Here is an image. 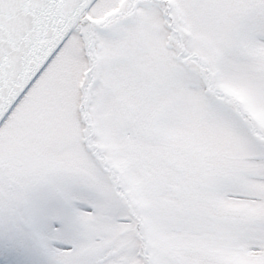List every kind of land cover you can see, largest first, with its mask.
<instances>
[{
  "label": "snow or ice",
  "instance_id": "1",
  "mask_svg": "<svg viewBox=\"0 0 264 264\" xmlns=\"http://www.w3.org/2000/svg\"><path fill=\"white\" fill-rule=\"evenodd\" d=\"M0 264H264V0H0Z\"/></svg>",
  "mask_w": 264,
  "mask_h": 264
}]
</instances>
